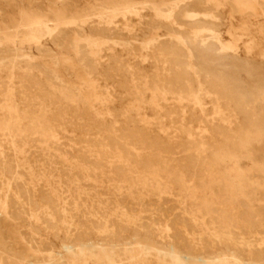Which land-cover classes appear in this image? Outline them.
<instances>
[{
	"label": "rangeland",
	"instance_id": "rangeland-1",
	"mask_svg": "<svg viewBox=\"0 0 264 264\" xmlns=\"http://www.w3.org/2000/svg\"><path fill=\"white\" fill-rule=\"evenodd\" d=\"M74 1L0 0V264H175L186 216L184 264H248L202 207L264 206V0Z\"/></svg>",
	"mask_w": 264,
	"mask_h": 264
},
{
	"label": "bare ground",
	"instance_id": "bare-ground-1",
	"mask_svg": "<svg viewBox=\"0 0 264 264\" xmlns=\"http://www.w3.org/2000/svg\"><path fill=\"white\" fill-rule=\"evenodd\" d=\"M55 1V0H54ZM63 1V0H62ZM67 1V0H66ZM72 1V0H71ZM74 1V0H73ZM194 1V0H193ZM197 1V0H196ZM205 1V0H204ZM60 2V1H59ZM65 2V1H64ZM63 2V3H64ZM75 2V1H74ZM73 2V3H74ZM69 3V2H68ZM59 4V3H58ZM61 4V3H60ZM66 4V3H65ZM70 4V3H69ZM68 4V5H69ZM39 5V3L37 4ZM75 5V4H74ZM35 6V5H34ZM63 6V4H62ZM36 7V6H35ZM40 7V6H39ZM65 7V6H63ZM62 7V8H63ZM71 7V5L69 6ZM67 7V8H69ZM75 7V6H74ZM72 7V8H74ZM102 7V6H101ZM107 7V6H106ZM182 7V6H181ZM180 7V9H181ZM38 8V7H37ZM36 8V9H37ZM258 8V7H257ZM42 10H44L43 8H41ZM70 9V8H69ZM68 9V10H69ZM194 12L193 13H200L202 12L200 9L198 8H193ZM39 10V8H38ZM78 10V9H77ZM76 10V11H77ZM41 11V10H40ZM72 11V10H71ZM68 12V11H66ZM119 12V11H118ZM181 12V11H180ZM69 13V12H68ZM67 13V15H69ZM179 13V12H178ZM207 13V12H206ZM97 14V13H96ZM171 15V12L170 14H167V16H170ZM192 15V14H191ZM100 16V15H99ZM98 17V16H97ZM125 17V16H124ZM202 17V16H201ZM51 18V17H50ZM178 18V17H177ZM164 19V18H163ZM197 19V18H196ZM178 21V20H177ZM189 22V21H188ZM207 24V23H206ZM188 25V24H187ZM191 26V25H190ZM126 27V26H125ZM130 27V26H129ZM155 27V26H154ZM101 29V28H100ZM205 29V26H203V23H200L199 25V30H204ZM128 30V29H127ZM155 30V29H154ZM68 31V30H67ZM92 31V30H91ZM156 31V30H155ZM89 32V31H88ZM197 32V31H196ZM69 33V32H68ZM151 33V32H150ZM210 33V32H209ZM154 34V33H153ZM203 34V33H202ZM212 34V33H211ZM216 34V33H215ZM103 35V34H102ZM56 38V37H55ZM107 38V37H106ZM199 38V37H198ZM73 39V38H72ZM152 41V40H151ZM162 44V43H161ZM160 44V45H161ZM87 45V44H86ZM146 46V45H145ZM230 46V45H229ZM87 47V46H86ZM232 47V46H231ZM112 48V46H111ZM194 49L200 51V58L202 59V61L204 62L205 65L207 66H212L213 64H215V59H214V50H215V46L213 44V42H204V43H200L199 41H196V44L195 46H193ZM149 49V48H148ZM39 50V49H38ZM152 50V49H151ZM160 51V50H159ZM64 52V51H63ZM90 52V51H89ZM88 53V52H87ZM94 53V52H93ZM92 53V54H93ZM226 53V52H225ZM49 55V54H47ZM88 55V54H87ZM165 55V54H164ZM192 55V54H191ZM78 56V55H77ZM142 56V55H141ZM79 57V56H78ZM168 57V56H167ZM196 57V56H195ZM103 59V58H102ZM143 59V58H142ZM120 60V59H119ZM160 59H158L157 61H159ZM195 60V59H194ZM199 60V59H198ZM66 61V60H65ZM155 61V60H154ZM165 61H166V58H165ZM246 61V60H245ZM248 61V60H247ZM142 62V61H141ZM144 62V61H143ZM98 63V62H97ZM246 63V62H245ZM28 64V63H27ZM93 64V63H92ZM257 64V63H256ZM66 65V64H65ZM77 65V63H76ZM88 66V65H87ZM252 66V65H250ZM254 66V65H253ZM252 66V67H253ZM89 67V66H88ZM123 67V66H122ZM231 67V66H230ZM12 68V67H11ZM94 68V67H93ZM91 68V69H93ZM110 67H108L109 69ZM132 68V67H131ZM134 68V67H133ZM96 69V68H95ZM124 69V68H123ZM160 69V68H159ZM166 69V68H165ZM239 69V68H237ZM110 70V69H109ZM126 70V69H125ZM134 70V69H132ZM11 71V70H10ZM106 71V70H105ZM159 71V70H158ZM240 71V70H239ZM69 72V71H68ZM164 72V71H163ZM162 72V73H163ZM173 72V71H172ZM238 72V71H237ZM100 73V72H99ZM146 73V72H145ZM69 74V73H68ZM108 74V73H107ZM242 74V73H241ZM230 75V74H229ZM195 76V75H194ZM10 77V76H9ZM12 77V76H11ZM100 77V76H99ZM111 77V76H110ZM196 77V76H195ZM55 78V77H54ZM194 78V77H193ZM198 79V78H197ZM231 79V78H229ZM12 80V79H11ZM16 80V79H15ZM194 80V79H193ZM57 81V80H56ZM167 81V80H166ZM26 82V81H25ZM23 83V82H22ZM199 83V82H198ZM236 83V82H235ZM75 84V83H74ZM221 84V83H220ZM16 85V84H15ZM63 85V84H62ZM61 85V86H62ZM206 85V84H205ZM213 85H216V84H213ZM233 85V84H232ZM22 86V85H21ZM25 86V85H24ZM34 86V85H33ZM168 86V85H167ZM218 86V85H217ZM5 87V86H4ZM58 87V86H57ZM64 87V86H63ZM37 88V87H36ZM68 88V87H67ZM70 88V87H69ZM170 88V87H169ZM189 88V87H188ZM28 89V87H27ZM73 89V88H72ZM9 90V88L7 89ZM55 90V89H54ZM74 90V89H73ZM174 90V89H173ZM172 91V89H171ZM176 91V90H175ZM64 92V91H63ZM191 92V91H190ZM62 93V92H61ZM10 93L8 92V95ZM46 94V93H45ZM72 95V93H70ZM177 94V92H176ZM196 95V94H195ZM65 96V95H64ZM9 97V96H8ZM74 97V96H73ZM195 97V96H194ZM6 98V97H5ZM144 98V97H143ZM142 98V99H143ZM10 99V98H9ZM187 99V98H186ZM219 99V98H218ZM71 100V99H70ZM184 100V99H183ZM73 101V100H71ZM70 101V102H71ZM220 101V100H219ZM9 102V101H8ZM65 102V101H64ZM193 103V102H192ZM191 103V104H192ZM8 104V103H7ZM16 104V103H15ZM10 105V104H9ZM11 106V105H10ZM1 107V106H0ZM17 107V106H16ZM67 107V106H66ZM193 108V107H192ZM43 110V109H42ZM89 110V109H88ZM9 111V110H8ZM7 111V112H8ZM75 111V110H74ZM73 112V111H72ZM16 113V112H15ZM82 113V112H81ZM25 115V114H24ZM10 116V115H9ZM22 116V115H21ZM74 117V116H73ZM92 119V118H90ZM74 121V120H73ZM2 122V121H1ZM75 122V121H74ZM132 122V121H131ZM133 123V122H132ZM22 124V123H21ZM17 126V125H16ZM32 126V125H31ZM10 127V126H9ZM18 127V126H17ZM127 127V126H126ZM24 128V127H23ZM53 129V128H52ZM138 129L139 126H138ZM29 130H31L29 128ZM132 130V129H131ZM8 131V130H7ZM28 131V130H27ZM40 131V130H39ZM128 131V130H127ZM130 131V130H129ZM125 132V131H124ZM133 132V131H132ZM132 132L130 134H132ZM142 132V131H141ZM127 132H125L124 134H126ZM147 133V132H145ZM144 133V135H145ZM9 134V133H8ZM129 134V133H128ZM134 134V133H133ZM136 134V132H135ZM139 134V132H138ZM21 136V135H20ZM52 136V134H51ZM57 136V134H56ZM110 136V135H109ZM123 136V135H122ZM120 137V136H119ZM124 137V136H123ZM134 137V136H133ZM142 137V136H141ZM145 137V136H143ZM11 138V137H10ZM152 138V137H151ZM53 138H51L52 140ZM147 139V138H146ZM153 139V138H152ZM116 140V138H115ZM122 140V139H121ZM124 140V139H123ZM60 141V140H59ZM109 141V139H108ZM114 141V140H113ZM130 141V140H129ZM137 141V140H136ZM117 142V141H116ZM131 142V141H130ZM143 142V141H142ZM146 142V141H145ZM10 143H11V140H10ZM65 142H63L64 144ZM129 143V142H128ZM137 143V142H136ZM8 144V143H7ZM49 144V143H48ZM47 144V145H48ZM54 144V143H53ZM112 144V143H111ZM110 144V146H112ZM120 144V143H118ZM46 145V146H47ZM70 145V144H69ZM17 146V145H16ZM24 146V145H23ZM65 146H67L65 144ZM84 146V145H83ZM125 146V145H124ZM139 146V145H138ZM146 146V144H145ZM151 146V144H150ZM10 147V146H9ZM53 147V146H52ZM86 147V146H85ZM47 148V147H46ZM90 148V147H89ZM101 148V147H100ZM113 148V147H112ZM126 148V147H125ZM156 148V147H155ZM158 148V147H157ZM128 149V148H127ZM139 149V148H138ZM162 149V148H161ZM176 149V148H175ZM3 150V149H2ZM5 150V149H4ZM49 150V149H48ZM47 150V151H48ZM123 150V148H122ZM163 150V149H162ZM172 150V149H171ZM20 151V150H19ZM95 151V150H94ZM109 151V150H108ZM159 151V150H158ZM161 151V150H160ZM12 152H14L12 150ZM173 152V151H172ZM56 153V151H55ZM58 153V152H57ZM56 153V154H57ZM106 153V152H105ZM116 153V152H115ZM124 153H126L124 151ZM128 153V152H127ZM12 154V153H11ZM14 154V153H13ZM12 154V155H13ZM69 154V153H68ZM73 154V153H72ZM155 154V153H154ZM163 154V153H162ZM1 155H2V152H1ZM58 155V154H57ZM125 155V154H124ZM156 155V154H155ZM155 155L153 157H155ZM63 156V155H62ZM62 156H59V157H62ZM2 157V156H0ZM76 157V156H75ZM97 157V156H96ZM119 157V156H118ZM98 158V157H97ZM146 158V157H144ZM186 158V157H185ZM66 159V158H65ZM113 159V158H112ZM131 159H132V156H131ZM76 160V159H75ZM96 160V159H95ZM98 160V159H97ZM96 160V161H97ZM158 160V159H157ZM109 161V160H108ZM5 162V161H4ZM88 162V160H87ZM133 162V161H132ZM6 163V162H5ZM11 163V162H10ZM110 163V162H109ZM134 163V162H133ZM8 164V163H7ZM117 164V163H116ZM115 164V165H116ZM6 165V164H5ZM111 165V163H110ZM124 165V164H123ZM146 165V164H145ZM7 166V165H6ZM18 166V165H17ZM154 166V165H153ZM2 167H3V164H2ZM11 167V166H10ZM87 167V166H86ZM117 167V166H116ZM119 167V166H118ZM125 167V166H124ZM123 167V168H124ZM126 167H128L126 165ZM182 167V166H181ZM184 167V166H183ZM101 168V167H100ZM99 168V170H100ZM115 168V167H114ZM142 168V167H141ZM185 168V167H184ZM4 169V168H3ZM122 169V168H121ZM125 169V168H124ZM187 169V168H186ZM232 169V168H231ZM87 170V169H86ZM116 170V169H115ZM9 171V170H7ZM109 171V170H108ZM121 171V170H120ZM189 171V170H188ZM227 171V170H226ZM231 172H233L232 170H230ZM17 173V172H16ZM110 173V171H109ZM141 173V172H140ZM237 173V172H235ZM15 174V172H14ZM99 174V173H98ZM135 174V173H134ZM13 175V174H12ZM11 175V176H12ZM87 175V174H86ZM50 176V175H49ZM19 177V176H18ZM17 177V178H18ZM85 177V176H83ZM88 177V176H86ZM8 178V177H7ZM12 178V177H11ZM46 178V177H45ZM140 178V177H139ZM159 178V177H158ZM10 179V178H9ZM89 179V178H88ZM142 179V178H141ZM5 180V179H4ZM46 180V179H45ZM219 180V179H218ZM70 181V180H69ZM114 181V179H113ZM226 181V180H224ZM127 182V181H126ZM140 182V181H139ZM142 182V180H141ZM224 183V182H223ZM58 185V184H57ZM174 185V184H173ZM232 185V183L230 184ZM77 188V187H76ZM49 189V188H48ZM61 189V188H60ZM68 190V189H67ZM112 190V189H111ZM219 190V189H217ZM119 191V190H118ZM117 191V192H118ZM126 191V190H125ZM25 192V191H24ZM211 192V191H210ZM80 193V192H78ZM78 193H77V196H78ZM119 193V192H118ZM212 193V192H211ZM209 194V193H208ZM28 195V194H27ZM82 195H83V192H82ZM212 196V195H211ZM79 197V196H78ZM83 197V196H82ZM131 197V196H130ZM142 197V196H141ZM60 198V197H59ZM88 198V197H87ZM108 198V197H107ZM106 198V200H107ZM115 198V197H114ZM132 198V197H131ZM148 199V197H145ZM154 198V197H153ZM156 198V197H155ZM89 199V198H88ZM92 199V198H91ZM143 199V197H142ZM216 199V198H215ZM58 200V199H57ZM180 200V198H179ZM246 200V199H245ZM29 202V200H27ZM50 201V200H49ZM67 201V200H65ZM89 201V200H88ZM133 201V200H132ZM135 201V199H134ZM133 201V202H134ZM205 201V200H204ZM32 202V201H31ZM30 202V203H31ZM64 203V201H62ZM92 202V201H90ZM206 202V201H205ZM16 203V202H15ZM19 203V202H18ZM24 203V202H23ZM35 203V202H34ZM33 203V204H34ZM55 203V202H54ZM68 203V202H67ZM75 203V201H74ZM82 203V202H81ZM98 203V202H97ZM116 203V202H115ZM1 204L3 206H6L7 204V199L6 198H3L1 199ZM32 204V203H31ZM36 204V203H35ZM73 204V203H72ZM101 205V204H100ZM37 206V205H35ZM58 206V205H57ZM113 206V205H111ZM240 212L238 214V216L236 217V219H230V218H225L222 217V218H218L215 214H216V207L215 206H205V207H202V210L206 211L212 218V222L211 224L212 225H215L217 226L218 228V231L215 230V237H218V235L220 233L224 234L225 236H221L224 240V242L228 245V246H231L235 251H239V252H242L245 248H249L250 250L247 252L248 255H247V259H249V262L248 264H264V206L260 205L259 207H248L247 205L245 204H241L240 205ZM21 207V206H20ZM55 207V206H53ZM85 207V205H84ZM98 207V206H97ZM139 207V206H138ZM136 207V208H138ZM46 208V207H45ZM140 209V207H139ZM149 209V208H148ZM39 210V209H38ZM81 210V209H80ZM86 210V209H85ZM117 210V209H116ZM99 211V210H98ZM151 211V210H150ZM88 213H90V211H87ZM97 212V211H95ZM112 212V211H111ZM116 212V211H114ZM113 212V213H114ZM120 212V211H119ZM140 213L142 212V210L139 211ZM139 212H137V214H139ZM199 212V211H198ZM78 213V212H77ZM99 213V212H98ZM132 213V212H131ZM74 214V213H73ZM80 214V213H79ZM91 214V213H90ZM96 214V213H95ZM112 214V213H111ZM130 214V213H129ZM133 214V213H132ZM50 215V214H49ZM75 215V214H74ZM99 215V214H98ZM122 219H120V222H122V224H125V225H132V227L134 228L133 230L136 231V233L138 231H142V232H145L147 235H149L148 231L150 230V225H147L146 222H139V217L136 215V216H128L127 214H124L122 213ZM197 215V214H196ZM30 216V215H29ZM94 216V215H93ZM115 216V215H114ZM120 216V215H119ZM155 216V215H154ZM191 216V215H190ZM51 217V216H50ZM95 217V216H94ZM99 217V216H98ZM187 217V216H186ZM186 217H182V218H179V219H168L167 217H164L161 222L159 224H157V228L159 231H161L163 234H165L167 237H173V239H181V242H179L182 246V253H178L177 251H173L174 253V256H173V259H172V262L175 263V264H184L186 263V261L188 259H201L199 257V255H194V253H197L198 252V244L194 243L193 242V238L194 237V234L192 233V231L189 229V227H187V224L185 222V220L187 219ZM53 217H51L50 219H52ZM93 218V217H92ZM28 219V217H27ZM102 219V218H101ZM143 220V219H142ZM193 221V220H192ZM63 222V221H62ZM64 224V223H63ZM76 224V223H75ZM154 225V224H153ZM214 226V228H215ZM101 231V229H99ZM104 230V229H103ZM102 230V231H103ZM148 232V233H147ZM103 233V232H102ZM135 233V232H134ZM135 233V235H136ZM111 235H113L112 233H110ZM145 234V235H146ZM83 235V234H82ZM88 241V240H87ZM89 242V241H88ZM208 243V246L210 245L209 242ZM203 246V244H201ZM206 245V244H205ZM211 253V252H210ZM139 254V253H138ZM137 258V257H136ZM210 263H218V264H226L228 263V260H226V258H220L218 260H213L214 257L210 256ZM234 261L237 260L235 258H233ZM130 260V259H129ZM142 262V260H141ZM164 262V261H163ZM121 264V263H120ZM123 264V263H122Z\"/></svg>",
	"mask_w": 264,
	"mask_h": 264
}]
</instances>
